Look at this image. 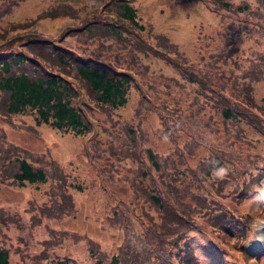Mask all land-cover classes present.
<instances>
[{"label": "trees", "instance_id": "trees-1", "mask_svg": "<svg viewBox=\"0 0 264 264\" xmlns=\"http://www.w3.org/2000/svg\"><path fill=\"white\" fill-rule=\"evenodd\" d=\"M22 1L0 0V186L44 182L54 174L57 179L46 190L45 214L49 220L60 218L59 207L68 205L73 196L64 187L61 164L47 152L10 141L6 127L38 135L37 125L44 123L62 132L85 134L88 154L89 140L97 141L100 132L119 135L115 143L104 147L109 154L102 170H108L106 177L113 180L121 166L126 168L125 182L141 205V213L130 211L139 229L133 227V220L129 226V218L122 217L123 244L111 254L100 244L93 245L87 264H200L189 239L192 231L207 232L216 243L226 246L231 235L235 241L229 250L239 252L242 264H250L243 254V242L251 214L242 208L239 212L238 207L250 204L264 187V152L244 154L242 149L227 148L221 142L239 138L234 135L241 132L242 125L258 131L264 140V108L251 96L250 81L257 78L258 69L253 58L240 67L233 59L234 47L225 41L205 69H195L188 60L172 59L159 46L163 39L160 33L150 41V25L137 17L135 0H88L80 7L58 1L31 18H10ZM255 1V7L246 10L247 0H177L204 3L220 26L237 30L251 26L264 35L260 26L264 23V0ZM242 12L251 14L252 24ZM58 17L75 18L79 23L66 26L55 38L44 37L37 21ZM95 43L104 50H95ZM147 56L160 60L169 71L151 78V64L142 61ZM229 60L239 70L219 72L218 61L226 64ZM132 86L137 92L135 127L115 116L128 102ZM152 114L158 121L154 132L170 142L165 153L149 142L144 120ZM30 117L32 122H28ZM200 146L206 153L191 163L188 157ZM217 166L228 169L225 179L213 177ZM229 201L236 207H230ZM123 209L129 211L122 204L115 212L122 214ZM257 210L264 212V203ZM43 215L40 209L34 219ZM57 256L50 262L77 264L67 254L63 259ZM22 262L39 264L32 259ZM0 264H10L5 247L0 248Z\"/></svg>", "mask_w": 264, "mask_h": 264}, {"label": "rangeland", "instance_id": "rangeland-1", "mask_svg": "<svg viewBox=\"0 0 264 264\" xmlns=\"http://www.w3.org/2000/svg\"><path fill=\"white\" fill-rule=\"evenodd\" d=\"M58 1L70 2L78 7L88 2V0H24L13 9L9 17L31 18L40 10ZM239 1L236 0V2ZM247 1L249 7L246 10L255 7V0ZM134 5L137 17H140L146 26L150 25V41L154 42L155 35L160 33L163 39L159 46L166 49L172 59L186 63L188 60L195 69L201 67L205 69L210 66L209 61L212 60L213 53L216 52L217 56L219 55V50L225 41L234 47L233 59L240 67L245 66L253 58L254 66L258 69L255 72L257 78L250 81L252 101L264 108V35L260 34L258 29L250 26L248 30H237L220 26L217 16L202 2L135 0ZM241 15L242 17L247 15L248 23L252 24L251 14L242 12ZM78 23V19L70 17L45 18L38 20L36 27L44 37L55 38L66 26L73 27ZM260 26L264 28V23H260ZM169 42L173 44L174 49ZM94 46L95 50L103 47L98 43ZM142 61L151 64L149 65L151 78H160L162 71H169L160 60L153 57H142ZM235 62L229 60L224 64L218 61L221 65L218 67L219 72L222 69L227 73L230 68L238 71L239 67L235 65ZM190 88L191 86L187 85V89ZM136 93V88L132 86L128 102L120 106L115 115L122 120H127L134 127L136 123L132 120ZM202 111L204 110L201 109V113ZM205 111L210 112L208 108ZM32 121V118L28 120V122ZM1 124L3 123L0 120ZM144 126L153 147L162 153L169 151L170 142L159 138L154 132L155 127L158 126L155 115L152 114L144 120ZM37 127L38 135L9 127H6V132L10 141L21 144L32 151L47 152L50 159L55 162L57 160L61 164L58 167L65 178L64 187L71 191L73 196L68 205L59 207L61 209L60 218L49 220L45 214L49 197L46 190L52 186L51 181L57 179L54 174L49 175L44 182H26L23 186L1 185L0 207L3 208V221L0 222V248L8 249L10 264H23L22 261L27 259H32V262L37 261L39 264H53L50 260L55 259L56 254L60 259L67 254L70 259H75L77 264H87L90 249L93 245L99 244L107 254L115 252L117 247L124 242L122 217L129 218V226H131L130 220H133V227L139 229L137 218L130 215V211L134 209V214L139 213L141 207L140 202L133 197L131 188L125 182L127 170L124 166L115 172L116 176L113 180L106 177L108 170H102V167L107 165L109 154L104 147L110 145L111 142L115 143L119 135H107V133L104 135L100 132L97 141L89 140V146L94 153L92 154L89 148L88 154L85 134L62 132L44 123ZM218 127L222 131L220 123ZM234 136L239 138H235L234 142L228 138L221 144L234 150L242 149L244 154L264 152L262 136L250 126L242 125L241 132ZM102 137L112 140L102 141ZM205 140L208 142L209 136ZM205 153L206 148L200 146L196 154L188 158L192 163L198 156ZM122 204L127 205L129 211L123 209L122 214L116 213L115 210H121ZM228 205L236 207V204L231 201ZM240 208L251 214L250 229L243 242V254L248 257L250 264H255L251 258L256 252L252 248L255 240L251 225L256 219L264 218V212L259 213L253 201L248 205L243 204L238 207L239 212H242ZM40 209L44 210V215L40 219H34V215ZM189 239L196 247L199 259L203 257L200 264H242L239 252L228 248V246L232 248L231 243L235 241L231 235L227 239L228 246L216 243L207 232L192 231L189 233ZM259 252L256 256V264H264V251Z\"/></svg>", "mask_w": 264, "mask_h": 264}, {"label": "clouds", "instance_id": "clouds-1", "mask_svg": "<svg viewBox=\"0 0 264 264\" xmlns=\"http://www.w3.org/2000/svg\"><path fill=\"white\" fill-rule=\"evenodd\" d=\"M213 177L217 180H223L228 175V169L223 166H217L213 168ZM252 201L254 204L259 206L264 203V189L258 190L255 196L252 197ZM253 239L261 244H264V218L256 219L252 225ZM200 260H203V257H200Z\"/></svg>", "mask_w": 264, "mask_h": 264}, {"label": "bare ground", "instance_id": "bare-ground-1", "mask_svg": "<svg viewBox=\"0 0 264 264\" xmlns=\"http://www.w3.org/2000/svg\"><path fill=\"white\" fill-rule=\"evenodd\" d=\"M260 245H262V244H261V243H258V242L255 241L252 247L257 248V247H259Z\"/></svg>", "mask_w": 264, "mask_h": 264}]
</instances>
